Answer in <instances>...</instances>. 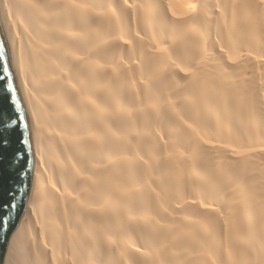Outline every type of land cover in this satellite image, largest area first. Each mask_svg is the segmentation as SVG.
Wrapping results in <instances>:
<instances>
[{"label": "bare ground", "instance_id": "obj_1", "mask_svg": "<svg viewBox=\"0 0 264 264\" xmlns=\"http://www.w3.org/2000/svg\"><path fill=\"white\" fill-rule=\"evenodd\" d=\"M33 166L1 264H264L262 0H0Z\"/></svg>", "mask_w": 264, "mask_h": 264}, {"label": "water", "instance_id": "obj_2", "mask_svg": "<svg viewBox=\"0 0 264 264\" xmlns=\"http://www.w3.org/2000/svg\"><path fill=\"white\" fill-rule=\"evenodd\" d=\"M32 166L28 121L0 24V264L8 233L24 206Z\"/></svg>", "mask_w": 264, "mask_h": 264}, {"label": "snow or ice", "instance_id": "obj_3", "mask_svg": "<svg viewBox=\"0 0 264 264\" xmlns=\"http://www.w3.org/2000/svg\"><path fill=\"white\" fill-rule=\"evenodd\" d=\"M262 2H264V0H262ZM4 71H5V72L8 71L7 67L4 68ZM9 87H11V85H9ZM5 143H7V142H5ZM11 207H15V205H12Z\"/></svg>", "mask_w": 264, "mask_h": 264}]
</instances>
